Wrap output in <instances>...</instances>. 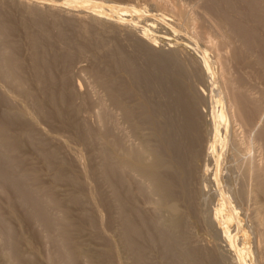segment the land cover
<instances>
[{"label": "rangeland", "instance_id": "374dc122", "mask_svg": "<svg viewBox=\"0 0 264 264\" xmlns=\"http://www.w3.org/2000/svg\"><path fill=\"white\" fill-rule=\"evenodd\" d=\"M245 1L0 0V264H264Z\"/></svg>", "mask_w": 264, "mask_h": 264}, {"label": "bare ground", "instance_id": "6f19581e", "mask_svg": "<svg viewBox=\"0 0 264 264\" xmlns=\"http://www.w3.org/2000/svg\"><path fill=\"white\" fill-rule=\"evenodd\" d=\"M246 1H247V0H246ZM246 1H245V2H246ZM249 2H251V1H249ZM249 2H246L245 5L248 4V6H250L251 3L249 4ZM253 2H254V1H252V3H253ZM242 3H243V2H242ZM210 4H211V3H210ZM243 4H244V3H243ZM243 4L240 5V6H241L240 8H242V7L244 6ZM212 5H213V4H212ZM218 5H219V4H218ZM248 6L246 5V7H248ZM252 6L254 7V6H256V5H254V3H253V5H251L249 8H251ZM212 7H214V6H212ZM221 7H222V6H220V9H221V10L218 8V9L220 10V12L222 11V13H223V12L227 11V8H226V10L223 11L222 9H224L225 7H223V8H221ZM118 8H119V7H118ZM244 8H245V6L243 7V9H244ZM214 9H215V8H214ZM216 9H217V8H216ZM243 9H240V10H242L241 13L243 12ZM246 9H247V12H250V11H248V10H249L248 8H246ZM246 9H244V10L246 11ZM234 10H235V9H234ZM254 10H255V7H254L253 11H254ZM253 11H252V9H251V12H253ZM255 11H256V12H255ZM255 11L252 13L253 15L250 14V16L248 15L247 12H245L247 15H244V12H243L242 15L244 16V18L247 17V16H248L247 18H251V17L255 16L256 14H257V15L260 14L259 12H257V10H255ZM251 12H250V13H251ZM254 13H256V14L254 15ZM258 13H259V14H258ZM220 14H221V13H220ZM223 14H225V13H223ZM230 16H232V15H230ZM244 18H242L241 21L239 20L240 22H238V19L236 20V21L238 22V23L236 22L238 27H239V23H240V27H241V24H242L241 22L243 21ZM259 19H261V18H259ZM244 20H246V19H244ZM248 20H249V19H248ZM248 20H247V21H248ZM261 21H262V20H261ZM263 21H264V20H263ZM263 21H262V22H263ZM245 22H246V21H245ZM262 22H261V23H262ZM230 23H231V22H230ZM236 23H235V21L233 22V24H236ZM247 23H248V22H247ZM247 23H246V24H247ZM263 23H264V22H263ZM244 24H245V23H244V21H243L242 27L244 26ZM258 24H259V23H258ZM237 26H236V28H235V31L238 29V32H240V33L242 32L243 34H244V32H243L244 30H245V32H247V30H250V28H249L248 25H245V26H246V29L243 30L244 27L242 28L243 31H242V30L240 31L241 28L239 27V28H240V29H239ZM247 26H248V28H247ZM232 27H233V26H232ZM250 27H251V26H250ZM250 31H251V30H250ZM238 32H237V33H238ZM255 32L257 33V31H255ZM247 33L249 34L250 32L248 31ZM256 33H252V35H250L251 37L248 36V39L250 38V40H251L252 37H253V35L255 36ZM243 34H241V36H242V37L244 36L243 38L245 39L247 36H246V34H244V35H243ZM250 34H251V33H250ZM256 35H257V38L255 37V38H256L255 40H251V41H250V42H252V43H255V42H256L255 45L252 44V45H254L255 47L258 46V41H257V39H258V37H259L258 34H256ZM245 36H246V37H245ZM253 38H254V37H253ZM32 39H33V38H32ZM248 39H247V40H248ZM245 40H246V39H245ZM247 40H246V41H247ZM259 40H260V39H259ZM247 42H248V41H247ZM250 44H251V43H250ZM256 44H257V45H256ZM263 46H264V45H263ZM197 47H198V46H197ZM195 49H196V48H195ZM250 103H251V102H250ZM184 105H185V104H184ZM184 105H183V106H184ZM186 105H187V104H186ZM256 106H257V105H256ZM213 109H214V108H213ZM189 112H190V111H189ZM190 113H192V111H191ZM186 115H187V114H186ZM189 115H190V114H189ZM193 116H195V115L193 114ZM186 117H189V116H186ZM187 119H188V118H187ZM187 119H186V121H187ZM186 121H185V122H186ZM217 121H218V120H217ZM188 122H189V121H187L186 123H188ZM196 122H197V121H196ZM189 123H190V122H189ZM189 123H188V124H189ZM189 125H190V124H189ZM217 130H218V129H217ZM220 130H221V129H220ZM223 135H224V134H223ZM259 137H261V136H259ZM151 152H152V151H151ZM246 154H247V153H246ZM134 156H135V155H134ZM130 157H131V156H130ZM132 158H133V157L130 158L131 160H129L128 158H126V159H128L131 163H134V164L136 165L138 162L133 160V159H135V158H133V159H132ZM137 158H138V157H137ZM221 158H222V157H221ZM120 159H121V158H120ZM118 160H119V159H118ZM137 160L140 162L141 159H137ZM119 161H120V163H124V162H125L124 159H121V160H119ZM129 161H128V162H129ZM253 161H255V160H253ZM239 162H242V161H239ZM250 163H251V161L249 162V164H250ZM134 164H133V167H134ZM153 164H155V163H153ZM153 164H152V165H153ZM242 164H243V163H242ZM156 165L158 166V163L155 164L154 166L156 167ZM161 165H162V164H161ZM251 165H252V164H251ZM140 166H141V165H140ZM162 166H163V165H162ZM244 166H245V165H244ZM0 167H1V166H0ZM155 167H153L152 169H150V171H151V172H154V169H156ZM252 167H253V166H252ZM157 168H158V167H157ZM253 168H254V167H253ZM253 168H252V170H253ZM248 169H249V168H248ZM158 170H159V169H158ZM250 171H251V170H250ZM155 172H156V170H155ZM243 172H245V171H243ZM156 174H157V173H156ZM243 174H244V173H243ZM162 177H163V176H162ZM256 177H257V176H256ZM244 178H245V177H244ZM156 180H157V179H156ZM161 181H162V180H161ZM250 181H251V180H250ZM166 182H167V181H166ZM250 184H251V183H250ZM251 185H252V184H251ZM253 185H254V184H253ZM260 185H261V184H260ZM167 186H168V185H167ZM254 186H255V185H254ZM258 187H259V186H258ZM252 189H253V188H252ZM245 190H246V189H245ZM247 192H248V191H247ZM263 192H264V191H263ZM250 193H251V192H250ZM164 202H165V201H164ZM164 202H162V203H164ZM166 205H167V204H166ZM171 205H172V204H171ZM171 205H169V206H171ZM171 209H172L173 211H175V207H174V206H171ZM173 211H172V213H173ZM176 211H177V210H176ZM258 215H259V214H258ZM258 221H259V220H258ZM260 221H261V220H260ZM71 230H72V229H71ZM260 233H261V232H260ZM261 238H262L263 241H264V233H262V237H261ZM263 245H264V244H263ZM73 248H74V247H73ZM77 248H78V247H77ZM79 251H80V250H79ZM79 251H77V252H79ZM79 253H80V252H79ZM79 253H76V254H77V255H80Z\"/></svg>", "mask_w": 264, "mask_h": 264}]
</instances>
